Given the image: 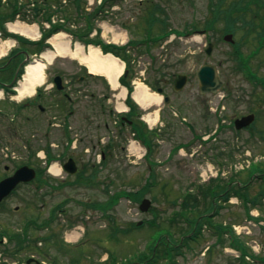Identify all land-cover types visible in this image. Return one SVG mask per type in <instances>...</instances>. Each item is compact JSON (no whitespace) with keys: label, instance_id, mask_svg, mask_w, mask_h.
I'll use <instances>...</instances> for the list:
<instances>
[{"label":"rangeland","instance_id":"obj_1","mask_svg":"<svg viewBox=\"0 0 264 264\" xmlns=\"http://www.w3.org/2000/svg\"><path fill=\"white\" fill-rule=\"evenodd\" d=\"M40 1L44 3V0ZM86 1L87 10L92 0ZM252 1L246 0L241 5L229 0H122L110 6L108 16L91 22L92 27L96 22L95 30L99 28L100 38L117 45L126 44L129 39L136 41L143 36L150 37V33L163 27V22L152 23L147 17L149 11L166 21L169 30L181 34L192 30L190 34L187 32L189 35L169 31L162 42L150 43L151 53L143 51L147 45H138L126 55L131 63L127 78L131 79L133 88L139 84L149 95L160 96L151 107L139 110L158 119L157 124L149 126L152 130L144 127L148 134L149 131L157 133L145 137L151 149L148 156H144L145 146L140 141L142 148L128 147L134 136L127 126L122 134L114 123L117 112L112 100L121 101L119 94L123 84L113 88L107 78L89 77L82 67L85 64L79 57L93 46L73 41L64 32H57L48 39L51 48L40 57L52 64L45 68L46 79L38 88L41 92L38 101L14 112L15 105L24 99H9L2 91L0 93V110L4 112V115L0 114V179L27 160L30 164L26 165L30 167H43L39 152L47 142L57 144L52 148L56 154H72L77 171L66 174L59 162L60 174L57 176L47 169L36 180L19 185L0 201V236L4 239V234L24 231L28 245L16 250L15 241L10 240L4 245L3 240L0 264H22L27 256L42 264H128L138 261L143 255H151L153 242L149 236H157L154 230L158 228L166 230L172 243L180 242V231L188 225L178 221L170 226V217L179 208L175 201L180 200L181 194L192 192L195 185L205 183L201 176L215 173L219 167L226 171V168L230 169L229 163L234 162L238 171L233 172V178L236 176L235 179L244 181L253 166L247 167L248 159L264 169V85L260 84L264 79V43L250 57L249 71L252 68L259 77L253 85L230 70L233 60L228 53L233 46L222 40L228 26L234 31V41L243 53L254 49L258 32L264 29V0L257 4ZM65 4H68L65 13L69 23L83 29L85 19L79 17V11L71 4ZM65 4L57 11L58 16L63 14ZM232 5L238 6L237 9ZM28 6L19 16V23L30 27L35 8ZM211 13L217 14L214 26L204 34L197 32L203 30L204 21ZM192 24L198 28L194 30ZM256 25H260L257 35L253 32ZM56 40L66 43L64 55L57 52L53 44ZM208 42L213 47L206 55L204 49ZM0 44L4 45V39ZM76 48L79 52L74 56L72 53ZM49 52L53 53L51 61L47 56ZM203 63H212L218 68L223 84L216 93L201 95L198 92L195 72ZM178 74H185L187 80L183 88L176 91L172 84ZM54 75L61 76L70 102L49 86ZM79 76L83 78L78 79ZM158 78L165 80L158 84L163 89V96L169 97L166 103L163 96L150 87ZM110 93H114V97ZM104 95L109 96L110 101L104 99ZM37 103L43 106V111H39ZM155 110L159 113L158 118ZM248 113H254L253 123L248 128L235 130L233 120ZM65 127L68 129L66 134ZM68 135L77 140L75 148L66 150ZM103 149L105 153L101 160L97 153ZM96 165H99L97 171L93 170ZM77 172H82V178ZM43 178L49 183L41 180ZM222 178L228 179V176ZM257 189V181L252 180L250 192L255 193ZM135 190L142 193L139 201L116 196L118 200L113 203L115 196L112 195L120 191L122 195L126 191L134 193ZM143 197L150 199L151 207L141 213L138 205ZM202 203L198 202L194 214L205 211ZM262 203L250 209V215L258 217V222L242 219L243 210L236 198L221 205L219 213L213 217L217 223H233V236L244 243L247 251L252 253L250 255H255L251 256L253 258L248 257L242 263L243 260L238 258L241 252L228 244L218 245L204 254L206 246L214 241L204 230L203 237L190 242L189 250L183 248V254L172 264H264L263 259L259 260L264 256V224H260V217L264 220V200ZM214 211L215 208L206 212ZM46 219L52 220L51 224L43 226ZM30 220L35 223L27 227ZM136 221L144 224L134 227L132 223ZM82 224L84 227L79 228ZM115 225L117 232L113 231L116 227H111ZM70 233L76 234L75 240L67 238V242L63 238ZM39 239L42 244L38 243Z\"/></svg>","mask_w":264,"mask_h":264},{"label":"trees","instance_id":"obj_2","mask_svg":"<svg viewBox=\"0 0 264 264\" xmlns=\"http://www.w3.org/2000/svg\"><path fill=\"white\" fill-rule=\"evenodd\" d=\"M50 1L51 0H44V5L36 7L34 16H39L42 10V6H43V8L45 9L43 13V18L48 19L49 15L52 12V10L50 9V5H49ZM52 1H55V0H52ZM80 1L81 0H71L70 4L72 5L70 6L73 7L74 10L79 11L78 15L80 14V11H82L83 15H85L83 11L84 9L81 10L82 7L80 3L82 1L81 2ZM120 1L122 0H102L99 5L94 6L92 10L87 12L86 14V25L83 27V29H78V28L72 29L66 25L65 26L62 25L63 27L58 26V25H53L51 28L47 30H43L41 33V37L37 41H29L18 35H12L14 38L17 39L18 46L16 49H13L8 54V56L3 62L0 63L1 64L0 73L2 72V74L0 75V86H3L1 83H4V79L6 81H10V79L12 78L13 73L16 70L18 63L23 57L22 52L26 51L30 54L40 53L45 48L49 47V45L46 43V38L53 32L57 31L59 28L68 30L74 37L76 36L77 38H79L85 43H93V44L99 45L102 51L104 52L110 51L114 55H117V56L123 55L122 57L128 60L129 58L128 56H126V50L130 44L134 43L133 41H129L127 45H123V46H117L112 43H105L103 39L100 38V33H99L100 30H98L99 28H97V31L94 37H89L90 30L92 29L91 19L96 18V16L100 18L105 17V13H103L104 12L103 10L105 9V7H110L111 5L116 4ZM218 1H221V0H218ZM245 1L246 0H232L231 2L243 5L242 2H245ZM247 1H250V0H247ZM261 1L262 0H253L252 3L257 4ZM232 7L234 9H237L238 6L235 7V5H232ZM17 12H20V7L16 4V0H6L5 3L2 2V0H0V31H2L3 36L9 35V33H7L4 27V23L6 21L13 20ZM101 13L102 15H100ZM152 13L153 12L149 11L147 13V17H150V20L152 19V23L157 22V21L163 22V27L160 26L161 29L159 31L150 33V36H152L151 40L162 41L163 38H165L168 35L169 31H172V29L169 30L170 28H168V26L166 25L165 23L166 21H164L163 19H160L159 16H153ZM216 16H217L216 13H211V17L205 19L204 21L205 26H203V28L208 30L209 28L213 27L214 22H215L214 18ZM192 28L197 29L198 26L196 24H192ZM259 29H260V25L258 26L256 25V30L253 32H255V34L257 35V32L259 31ZM225 30L234 32L228 26L225 27ZM188 31L189 33H191L192 30H188ZM188 31L186 30L184 34H187ZM177 34H180V31H177ZM263 36H264V29L263 31L258 32L257 38L263 37ZM234 45H239V44L235 42ZM228 57L232 59L233 61L247 60L246 55L238 47L235 48L234 52H229ZM233 67L234 69L238 68L239 70H242L243 64L242 65L238 64L237 67L235 64ZM127 69L129 71V66H127ZM21 72H22V68L19 69L18 75ZM159 82L160 81L158 78V81L154 82V85L150 84V87L152 89H155L157 85H159L158 84ZM129 89H131V87H129ZM126 103L130 107L128 114H126L127 118L135 120L133 116H134V113L137 111V107L134 104L130 96L127 97ZM24 105L25 103H22L21 105H19V109L22 108ZM122 122L123 121H121V124H123ZM129 127L132 132L133 131L135 132L136 137H139L142 140V142L146 145L147 152L148 154H150V151H151L150 144L148 143V140H146L145 137L150 134H153L155 136L156 133L154 131L153 132L149 131L150 133L148 134V131H147L148 129L146 130L144 126L141 123L139 124L137 121L136 122L132 121V124L129 125ZM65 134H66V131H65ZM44 149L46 152V163H49L51 160L55 158V155L53 154L51 149L48 147V144H46ZM36 150L37 148L34 149V152H32V154H35ZM25 163H29L28 160ZM97 169H98L97 166L93 168V170L95 171H97ZM36 170H37V177H38V175L45 172V166L43 167L36 166ZM255 171H256V175H254L253 173ZM81 173L82 172H78V174L82 178ZM235 177L234 178L232 177V179L230 178L229 180H225V181L219 177L211 178L203 184L195 185L194 188L192 189V192L188 191L184 194H181L180 200L175 201L176 205L179 208L177 210H174V213L170 217V221H169V223H171L170 224L171 227L174 226V223L176 222L178 223V221H182L183 225H188L187 227H184L180 231L181 233L179 236V241L182 238L181 242L179 244L172 243L171 240L167 238L168 237L167 235L169 234L166 235V233H164L166 230L163 228H158L156 229L158 237H155L153 239V243L150 246V250H152V248L154 250L153 256L148 257V256L143 255L138 259L137 262H130L128 264H157L159 262H162V260H166L168 258L171 259L170 264H172L175 262V258L177 257V255L183 253V248H186L189 250L190 249L189 247L191 246L189 244L190 242L191 243L196 242L198 239L203 237L204 230L208 232L209 237L214 239V241L210 245L206 246V250L204 251V254L210 253L218 245L223 247L225 246V244H228L229 246L234 247L235 249L241 252L240 257L238 258L240 260H243L241 261L242 263L246 262L244 261V259H246V256L248 255L250 257L255 256V255H250L252 253L247 251L244 243L241 242L237 237L233 236V230L231 227L233 223H227L223 221H219V223H217L213 221V217L219 213L221 205L226 204L225 200H227L229 196H236L238 198L240 202V207L243 210L242 219L254 218L250 215V209L263 204L262 202L264 200L263 199L264 198V169L259 168V166L258 167L254 166L248 172L244 181L235 179ZM41 180H43L46 183H49L48 180H44V178ZM252 180L253 181L256 180L258 184V189L255 193L254 192L252 193L249 190ZM120 192L115 195H112V196H115L113 197V203H115L118 200V199H115L116 196H118L117 198H120L121 196H123L127 199L137 200V201H139V199L142 196V193H139L137 190H135L134 193L126 191L124 195H122V193ZM200 201L203 202L202 208H204L205 211L203 213L194 214L193 211L195 210L196 205ZM219 202H224V204L219 203ZM213 208H215V211L212 214L207 213L208 209H213ZM254 219H257V218H254ZM47 221L48 219L45 222ZM132 224L133 226L136 227L135 222H133ZM143 224L144 223H142L140 226H137V227H141ZM183 225H181L180 228L183 227ZM116 231H117V226H116L115 232ZM24 235H25L24 231L23 233L20 232V233H14V234L8 235L13 241H15L16 250L28 247V245L25 244V241L27 239L24 237ZM48 236L49 235H47V237ZM169 238H171L170 235H169ZM263 257L264 256H260V258H263Z\"/></svg>","mask_w":264,"mask_h":264},{"label":"bare ground","instance_id":"obj_3","mask_svg":"<svg viewBox=\"0 0 264 264\" xmlns=\"http://www.w3.org/2000/svg\"><path fill=\"white\" fill-rule=\"evenodd\" d=\"M11 30H17L23 34H27L28 36L32 37L35 35L34 29L36 30V27H27L25 25H22L20 23H11L10 24ZM108 29V27H105V30ZM56 44L53 43L57 49V52L59 54L64 55L66 50V43L61 42L59 40H56ZM12 44L11 41L6 42L3 44H0V55L4 54V51L6 48H8ZM79 52V48H76V50L72 53L74 56H77ZM47 56L49 57L50 61L53 58V53L49 52L47 53ZM80 60L88 67L89 72L101 74L104 75L107 80L109 81L110 85L113 88L118 87V76L121 74L123 70V63L119 61L117 58L113 57L110 54H102L100 53L99 49L95 47H91L89 51L81 55ZM46 79V72H45V65L39 60H34L30 63H28L25 67V72L23 73V77L20 80L18 86H17V94L15 95V98L20 99L26 94H32L34 92V88L39 85L43 84ZM1 93V92H0ZM122 92L119 94L121 96ZM135 100L146 109L147 107H151L154 102H158L160 100V96L153 94L149 95L143 86L139 85L134 91L133 94ZM118 107H124V104L119 103ZM154 114L156 115L157 112L155 110ZM146 118L152 122L155 121L154 118H151L149 115H146ZM50 171L53 173H58L60 171L59 167L56 164H52L50 167ZM76 234L70 233L68 235V238L75 237Z\"/></svg>","mask_w":264,"mask_h":264},{"label":"water","instance_id":"obj_4","mask_svg":"<svg viewBox=\"0 0 264 264\" xmlns=\"http://www.w3.org/2000/svg\"><path fill=\"white\" fill-rule=\"evenodd\" d=\"M224 37L225 39H231L230 34H227ZM210 48H211V44L208 45L206 51L209 52ZM196 78L198 81V90L200 93L215 92L221 86V81L217 74L216 67L212 64L207 63L201 65L196 71ZM53 81L58 89L62 88L60 76H55ZM120 81H122V79H120ZM185 81H186L185 75H178L174 83V88L177 90L181 89ZM157 91L160 92L161 89L158 88ZM165 99L167 100V98ZM252 120H253V114H248L240 117L239 119H236L234 121V125L238 129L248 125ZM62 167L68 173H74L76 171V165L72 159H68L66 162H64ZM34 175H35L34 169L26 165H22L18 167L12 175L5 177L4 179L2 178L0 180V200L3 199L4 196H6L15 187L17 183L27 182L31 180L34 177ZM149 205H150V201L145 198L139 204V209L141 211H146ZM30 261H32V259H28L27 263H29Z\"/></svg>","mask_w":264,"mask_h":264},{"label":"flooded vegetation","instance_id":"obj_5","mask_svg":"<svg viewBox=\"0 0 264 264\" xmlns=\"http://www.w3.org/2000/svg\"><path fill=\"white\" fill-rule=\"evenodd\" d=\"M161 81L165 82V80H164L163 78H162ZM173 83H174V80H173ZM172 86H173V84H172ZM11 173H12V172H11ZM7 175H9V174L7 173L6 175H4V176H3V179H4V177L7 176ZM12 193H13V192H12ZM10 194H11V193H10ZM10 194H9V195H10ZM9 195H8V196H9ZM5 198H6V197H5ZM5 198H4V199H5ZM2 200H3V199H2ZM1 244H2V239L0 238V245H1Z\"/></svg>","mask_w":264,"mask_h":264}]
</instances>
